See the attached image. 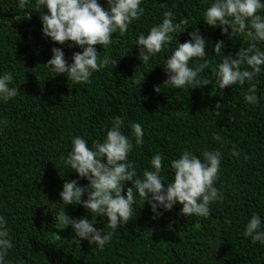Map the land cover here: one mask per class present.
<instances>
[{
    "label": "trees",
    "instance_id": "1",
    "mask_svg": "<svg viewBox=\"0 0 264 264\" xmlns=\"http://www.w3.org/2000/svg\"><path fill=\"white\" fill-rule=\"evenodd\" d=\"M98 3L106 6V0ZM209 3L143 0V14L125 34L114 33L108 49L94 45L101 56L117 60L113 70L101 69L87 83L74 84L43 65L53 47L62 49L68 63L79 49L42 35L43 9L35 8V0H27L24 8L18 7V0H0V73L11 71L18 89L16 97L0 103V215L8 222L12 247L6 259L11 264H264V243L243 235L253 212L264 218V73L256 78L259 103L249 105L243 100L247 82L223 90L216 86L214 70L221 55L213 50L223 41L222 52L235 58L249 43L264 50V42H250L245 33L230 30L222 34L219 27L206 25L202 18ZM165 10L173 12L180 33H172L166 48L141 62L136 36L159 23ZM196 29L207 40L208 67L201 75L210 84L170 88L163 82L167 77L162 65L177 46L176 39L183 43ZM114 117L121 118L126 135H131L133 122L142 126L143 143L134 144L129 154L138 174L157 152L165 157L167 179L173 175L168 162L183 150L196 155L205 149L221 152L216 186L224 199L210 204L207 218L181 214L180 204L170 211L159 208L161 215L154 216L137 197L136 214L102 250L74 238L70 226L57 228L63 182L76 179L87 185L63 165L71 139L83 136L91 146L102 140ZM213 132L223 144L212 139ZM232 146L239 158L231 155ZM130 186L125 182L122 194ZM65 211L74 218L92 219L80 205H68ZM106 222V217L96 216L94 226L108 231Z\"/></svg>",
    "mask_w": 264,
    "mask_h": 264
},
{
    "label": "clouds",
    "instance_id": "2",
    "mask_svg": "<svg viewBox=\"0 0 264 264\" xmlns=\"http://www.w3.org/2000/svg\"><path fill=\"white\" fill-rule=\"evenodd\" d=\"M26 3L27 0H18V7L24 8ZM142 3L143 0H106V6H101L98 0H35V8L43 9L39 16L42 35L58 44L69 42V47L79 49L72 53L71 63H68L62 49L53 47L51 58L43 67L55 75H65L74 84L87 83L92 74L101 69L113 70L117 60L107 54L101 56L94 45L108 49L114 33L125 34L129 25L140 19L144 12ZM202 20L209 27H219L222 34L230 30V34L245 33L250 42H264V0H210ZM174 32H177V26L173 12L165 10L159 23L150 27L147 33L136 36L137 58L141 62L150 61L167 47ZM188 37L183 43L176 39L177 46L162 65L167 77L163 82L170 88L183 89L187 85L201 88L210 84L209 79L201 75L208 67L205 59L208 56L205 51L207 40L198 29L188 32ZM223 47V41H217L213 46L215 55H221L214 70L216 86L223 90L226 86H243L247 82L243 100L249 105H257L256 78L264 73V50L249 43L233 58L222 52ZM194 58L201 62L195 63ZM242 64L246 67L242 68ZM13 80L11 71L0 73V103L16 97L18 89L13 86ZM154 91L160 92L159 86H155ZM121 129V118L114 117L102 140L94 141L91 146L83 136L71 139V148L63 157V165L74 171L78 178L85 179L87 185H79L76 179L63 182L60 203H56L58 229L70 226L74 238L102 250L111 241L113 233L136 214L133 204L137 197L143 204L147 202L154 216L161 215L157 211L159 208L170 211L180 204L181 214L201 218L210 215V204L224 199L216 186L221 168L219 150L205 149L199 155L183 150L178 158L168 162L173 173L171 179L163 175L165 157L157 152L150 158L148 167L138 174L129 154L134 144L143 143L142 126L133 122L131 135ZM211 136L224 143L218 133L213 132ZM231 155L239 158L235 146H232ZM125 182L131 186L122 194ZM68 205H80L92 219L68 215L65 211ZM96 216L107 218L108 231L94 226ZM243 235L254 243H264V218L253 212L244 226ZM11 247L8 222L0 215V264H11L6 259Z\"/></svg>",
    "mask_w": 264,
    "mask_h": 264
}]
</instances>
